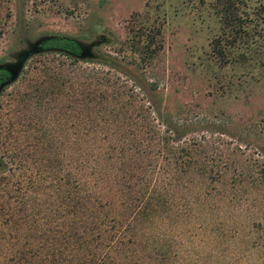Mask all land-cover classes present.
<instances>
[{"label":"rangeland","instance_id":"obj_1","mask_svg":"<svg viewBox=\"0 0 264 264\" xmlns=\"http://www.w3.org/2000/svg\"><path fill=\"white\" fill-rule=\"evenodd\" d=\"M263 1L234 0L240 20L225 27L219 0H0V64L37 44L0 86V264H15L29 234L46 228L66 170L75 185L82 113L167 121L178 129L173 144L200 145L194 159L218 170L188 182L190 198L202 202L174 234L180 264H264V15L254 14ZM54 35L88 52L40 48ZM216 36L223 58L210 45ZM88 71L108 76L118 95L98 101L93 82L85 115L78 81ZM41 126L55 137L52 164L35 141ZM112 128L105 133L117 136Z\"/></svg>","mask_w":264,"mask_h":264},{"label":"trees","instance_id":"obj_2","mask_svg":"<svg viewBox=\"0 0 264 264\" xmlns=\"http://www.w3.org/2000/svg\"><path fill=\"white\" fill-rule=\"evenodd\" d=\"M219 3L222 26L237 25L240 17L234 0ZM254 14L264 15V1ZM223 41L216 36L210 42L221 58ZM68 43L61 41L62 49H69ZM149 45L146 38L141 48L146 51ZM79 75L85 115L91 112L88 102L96 91L100 102L108 95H118L108 92V76L94 71ZM93 82L97 83L96 91ZM112 108L96 107L97 112L107 113ZM83 114L75 124L79 131L75 138V185L69 186L70 172L66 170V186L57 208L50 206V214L43 220L46 228L29 234L26 248H17L15 264H180L185 254L174 245V234L187 228L184 222L197 215L202 202L190 198L188 182L194 174L208 177L218 170L194 159L202 150L200 145L191 146L186 141L173 144L178 129L167 121L160 119V126L146 118L110 123L106 119L84 120ZM111 125L121 134L105 133ZM41 128L35 141L51 163L55 137Z\"/></svg>","mask_w":264,"mask_h":264},{"label":"water","instance_id":"obj_3","mask_svg":"<svg viewBox=\"0 0 264 264\" xmlns=\"http://www.w3.org/2000/svg\"><path fill=\"white\" fill-rule=\"evenodd\" d=\"M38 41H41V40L39 39ZM74 46H75V49L78 50L79 55H84L88 52L87 47H85V45L79 41H74ZM36 49H37V44L31 45L30 49L24 50L19 53L18 59L15 62L0 64V67H2L7 72L6 81L12 79L16 75L24 56L28 52L36 50Z\"/></svg>","mask_w":264,"mask_h":264},{"label":"flooded vegetation","instance_id":"obj_4","mask_svg":"<svg viewBox=\"0 0 264 264\" xmlns=\"http://www.w3.org/2000/svg\"><path fill=\"white\" fill-rule=\"evenodd\" d=\"M61 41L69 42L68 47L70 50L72 49L74 40L62 35L51 36L50 38L46 39L40 44V48H48V47L62 48ZM6 78H7V72L2 67H0V86H2L6 82Z\"/></svg>","mask_w":264,"mask_h":264}]
</instances>
